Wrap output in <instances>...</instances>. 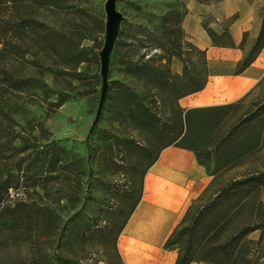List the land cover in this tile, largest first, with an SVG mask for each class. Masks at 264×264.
I'll return each mask as SVG.
<instances>
[{
    "label": "rangeland",
    "instance_id": "obj_1",
    "mask_svg": "<svg viewBox=\"0 0 264 264\" xmlns=\"http://www.w3.org/2000/svg\"><path fill=\"white\" fill-rule=\"evenodd\" d=\"M227 1L116 0L121 20L105 53V67L107 0H41L40 6L31 9L36 19L55 32L52 40L45 41L42 35L47 28L42 26L40 48L27 40L29 44L18 54L11 50L6 57L0 56V63L6 61L10 70L0 77V179L8 173L9 184L15 185L6 189L1 184L0 192L4 204L29 203L37 211L36 222L30 240L0 246V264L123 263L114 238L106 236L104 228L121 225L124 216L113 223L109 214L130 211L144 172L161 144L153 140L149 129L142 130L123 112L114 89L116 81L148 95L146 102L154 105L152 83L127 73L123 61L143 63L151 58L158 63L162 52L156 46V32L159 18L169 10L185 12V20L192 7L203 17L200 30L207 35V27L221 32L230 18L238 17V13L224 18L212 14L219 2ZM248 1L257 3L262 13L264 0ZM184 20L187 40L197 44L201 39L197 22L189 20L185 27ZM243 37L241 59L251 51L255 28ZM233 52L224 48L207 51L210 76L233 74ZM182 65L172 58V71L181 72ZM18 77L32 80L23 84ZM263 101L264 77L233 109L223 130ZM180 103L189 105L185 99ZM242 132H248V127ZM128 138L150 147L151 152L140 155L129 149ZM258 169L264 170V146L213 176L200 203L231 180ZM260 198L264 202V186ZM256 204L250 202L246 213H255ZM237 211L232 202L222 204L208 217L204 229L219 223L232 233L246 217ZM260 236L261 230H255L247 237L257 241ZM250 249L253 264H264V237Z\"/></svg>",
    "mask_w": 264,
    "mask_h": 264
},
{
    "label": "trees",
    "instance_id": "obj_2",
    "mask_svg": "<svg viewBox=\"0 0 264 264\" xmlns=\"http://www.w3.org/2000/svg\"><path fill=\"white\" fill-rule=\"evenodd\" d=\"M40 5L41 0H0L1 57H6L11 50L18 54L25 43L29 44L27 40H31L34 47L40 48L42 26L47 28L45 35H42L44 40L53 39L55 31L36 19L31 11L34 6ZM261 14V27L251 51L237 62L233 74L246 70L264 48V8ZM184 16L185 12L169 10L159 18L155 40L162 53L158 56V63H152L151 58L143 63L129 59L123 61L127 73L136 74L152 83L154 88L151 89L150 98L154 102L153 106L146 102L148 95L137 93L126 83L115 82L114 89L123 104L125 116L142 130L149 129L153 140L161 142L144 172L139 196L130 211L109 214L113 223L120 216H124L118 228H104L105 235L114 238V248L119 259H122L118 250L119 236L142 197L147 171L158 160L164 148L176 146L192 150L207 172L216 176L245 154L264 146V127L260 126L264 123V101L225 131L223 128L226 121L243 98L237 102L206 106L185 108L181 105V98L204 89L210 77L207 49L187 40L182 27ZM235 19L230 18L222 26L221 32L207 27L213 46H235L231 31ZM243 43L244 37L240 48ZM173 57L182 61L181 72L172 71ZM9 71L8 63L2 61L0 77ZM16 80L24 84L31 82L32 77H18ZM63 102L64 100L61 101ZM244 127H248V132H242ZM127 143L129 149L138 151L140 155L151 152L150 147L137 145L132 139L128 138ZM4 176L7 178L4 179ZM1 184L6 189L15 187L9 184L8 173L2 175ZM263 186L264 170L258 169L231 180L206 203H200L206 190L197 197L164 243L166 249L178 250L175 264H191L194 261L211 264H253L250 245L261 244L264 237V202L259 199ZM1 198L0 192V246L30 240L33 237V223L36 222V209L24 200L4 204ZM230 202L238 207L237 214L246 216L244 221L232 233H227L228 229L219 223L204 229L208 217L217 213L219 206ZM250 202L257 203L255 213H246ZM255 230H261L260 238L257 241L248 239L249 233Z\"/></svg>",
    "mask_w": 264,
    "mask_h": 264
},
{
    "label": "crops",
    "instance_id": "obj_3",
    "mask_svg": "<svg viewBox=\"0 0 264 264\" xmlns=\"http://www.w3.org/2000/svg\"><path fill=\"white\" fill-rule=\"evenodd\" d=\"M190 8V12L187 14L184 23L186 27V23L189 20L197 22V30L199 31V34H201V39L197 41V45L202 49H207V51L211 48L222 49V47L213 46L209 35H207L203 29H199L203 17L200 16L198 12L195 13L196 11L192 7ZM235 13H238V17L231 25L235 46L232 48H224L234 50V59L231 61V65L233 66H236L237 62L241 59L242 53L240 44L243 40L244 33L255 28L256 37L262 21L260 6L257 3H251L248 0H230L225 3L219 2L212 11V14L217 16V18L228 17ZM263 77L264 48L255 61L242 73L219 75L215 77L210 76L204 89L181 98V101L185 99L189 102V105L185 108L235 102L249 94ZM176 155H180L186 161L187 176L183 180L169 178L167 179L168 184H165V186L161 185V179L159 180V183H156L155 177L159 176L162 169L166 167V158L172 160ZM152 170H155L153 172L154 178L149 183L148 176ZM212 177L213 176L207 172L205 166L198 162L195 153L192 150L176 146H168L164 148L158 160L149 168L145 175L141 200L122 233L131 224V220L136 214L140 203L145 200L147 195L152 194L153 189H155L154 192H156L157 197H159V194L161 195L160 199L162 200L157 204V207L162 212L161 215L164 219L161 224L167 227V231L159 240H131L126 252L120 246L119 237L118 250L121 254L123 261L122 264H175L178 250L166 249L164 243L183 218L191 203L210 185ZM148 188L150 191H148ZM130 228L132 229L133 226ZM128 251H130L129 254H127ZM191 264L211 263L194 261Z\"/></svg>",
    "mask_w": 264,
    "mask_h": 264
},
{
    "label": "bare ground",
    "instance_id": "obj_4",
    "mask_svg": "<svg viewBox=\"0 0 264 264\" xmlns=\"http://www.w3.org/2000/svg\"><path fill=\"white\" fill-rule=\"evenodd\" d=\"M165 162L166 167L162 169L159 176L155 177L156 183H159V180L161 179V185L165 186V184H168L167 179L169 178H178L183 180L187 176V163L180 155H176L172 160L166 158ZM154 171L152 170L148 176L149 183L154 178ZM148 191H150L149 188ZM154 191L155 189L152 190L151 195H147L145 200L140 203L136 214L131 220V224L120 236L119 243L125 252L128 250L127 247L131 240H159L167 231V227L161 224L164 219L161 215L162 212L157 207V204H159L162 200L160 199L161 195L159 194V197H157V194ZM132 226L133 228L131 229L130 227ZM129 253L130 251L127 252V254Z\"/></svg>",
    "mask_w": 264,
    "mask_h": 264
},
{
    "label": "water",
    "instance_id": "obj_5",
    "mask_svg": "<svg viewBox=\"0 0 264 264\" xmlns=\"http://www.w3.org/2000/svg\"><path fill=\"white\" fill-rule=\"evenodd\" d=\"M106 10H107V37L102 53L104 67H105V57H104L105 53L114 42V39L119 30V24L121 20V15L116 9V0H107Z\"/></svg>",
    "mask_w": 264,
    "mask_h": 264
}]
</instances>
